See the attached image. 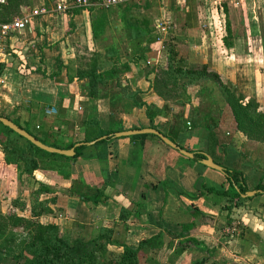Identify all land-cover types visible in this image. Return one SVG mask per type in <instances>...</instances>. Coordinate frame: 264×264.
Segmentation results:
<instances>
[{
  "label": "crops",
  "instance_id": "1",
  "mask_svg": "<svg viewBox=\"0 0 264 264\" xmlns=\"http://www.w3.org/2000/svg\"><path fill=\"white\" fill-rule=\"evenodd\" d=\"M58 1L69 0H18L6 15L0 13V24L40 5L50 11ZM171 1L157 0L159 13L170 19L172 15H182L184 25L188 17L192 18L186 24L187 33L192 32L191 38L188 34L185 36L194 42L193 61L207 64L222 81L236 87L245 99L253 98L259 109L264 110V0ZM117 4L99 6L113 11L104 32L96 37L91 33V12L87 7L31 16L23 29L0 34V116L47 143L81 139L83 123L90 119H96L105 128L113 124H121L126 129L147 127L143 108L135 109L129 101H117L120 98L117 93H112L115 99L111 97V101L89 96L87 83L91 81L84 73L92 65L86 69L79 63L83 58H96L101 62L97 73L113 70V75H120L126 71L121 61L126 53L116 45L122 36L113 35V39L105 34L110 25L121 22L114 13ZM149 6L145 1L140 4L135 0L139 10ZM143 18L150 21L148 15ZM157 20L150 21L151 33L157 31ZM195 22L202 27L200 33L191 28ZM195 31L197 35L193 39ZM154 44L149 46L146 55L155 62L158 52ZM136 68L135 65V86L143 85V91L152 73L140 77ZM107 81L124 84L123 78L116 80L115 76L101 80ZM187 117L184 112L185 124ZM164 120L167 118L156 115L152 122L167 132ZM228 123L232 131L216 130L221 133L220 138L222 132L229 135L222 154L216 144L209 145L205 131L199 127H181L174 134V143L209 155L222 168L239 170L247 190H259L251 186L264 183V145L246 140L234 131L231 117ZM13 137V133H7L0 126L1 139ZM133 147L131 138L121 136L98 148H86L82 158L69 162V178L42 168L33 170L34 178L23 174L17 177L16 172L9 177L0 175L1 193L10 195L15 188L29 185L31 188L24 200L28 207L29 192L40 181L51 192L40 194L39 199H54L47 202L51 212L38 217L40 223L67 229L75 223L83 224L89 233L106 227L113 230L114 239L130 247L157 237L152 242L155 245L145 244L146 249L138 252L145 264H190L201 258H207L206 264H264V191H256L251 196L240 194V204L234 205L232 199L230 207H225L229 196L210 197L211 192L207 190L227 189L223 173L202 165L199 160L181 163L180 156L172 154L163 142L154 138L143 140L141 154L133 155ZM98 149L102 151L97 152ZM215 182L221 185H213ZM88 185L102 189L106 197L102 203L93 204L68 193L73 186L83 193ZM232 221L237 223L239 233L225 234L224 227ZM185 224L192 227L182 233L181 226ZM188 237L196 242L188 241Z\"/></svg>",
  "mask_w": 264,
  "mask_h": 264
},
{
  "label": "trees",
  "instance_id": "2",
  "mask_svg": "<svg viewBox=\"0 0 264 264\" xmlns=\"http://www.w3.org/2000/svg\"><path fill=\"white\" fill-rule=\"evenodd\" d=\"M16 1L18 0H6L4 4H0V13L6 15ZM90 1L95 2L99 0ZM131 5L132 4H129L127 1L123 4H117L115 5L117 10H114V13L130 32V43L128 44L129 48L133 50L132 58L143 59L146 57V52L149 51V45L155 41L157 34L151 33V29L146 26V19L143 20V26H140V23L127 22L124 13L130 10ZM87 8L89 12H91V33L93 37H96L104 32L108 25L109 16L113 10L100 8L99 6H90ZM142 42L144 43L143 45H141ZM92 61L91 68L88 72L84 73L89 81L92 80L91 83L93 81L97 83L99 80L101 81L112 77L111 70L97 73L96 70L101 67V62L96 58H93ZM165 66V69L161 70V73L165 74L164 82L162 83L166 84L170 81L175 86V80L178 79V77H181L183 80L181 83L182 86L191 83L195 84L200 81L212 82L220 91L224 103L228 107L233 130L241 133L246 140L256 141L264 145V110L259 109L258 103L253 98L245 99L236 87L227 81H222L215 71L209 69L207 64L192 61L188 62L185 60V57L178 55L176 50L172 48H167ZM154 81L158 82L157 79ZM151 84H153V79H151ZM88 95L95 97L96 92H89ZM135 105L140 106L145 104L142 101H131V106L135 107ZM171 107L172 106L169 104L164 103L161 108H158L157 105L149 103L145 105L144 113L147 118V127L158 130L168 139L175 142L174 134L181 130V127L185 128L181 111L172 113L169 122L166 123L167 132H165L162 127L158 126L157 123L152 122L156 115L165 113L163 111H170ZM188 119L190 127H199L205 131L209 145L211 143L212 145L218 144L221 148H224L215 134L216 128L218 127L217 119H214L208 115V113H202L200 110L195 111L193 114L190 112L187 121ZM83 125L84 130L82 138L77 141L47 143L37 134L33 135L43 144L60 149H68L73 147L75 143L83 142L73 147V155L65 156L47 152L34 146L0 123V126L3 127L7 133L14 134L12 145H10L11 139L0 138V175L9 177L10 174H15L16 172L17 177L23 174L32 178L33 170L42 168L53 170L63 178H69V162L77 158H82L84 156L82 153L84 149L89 147L98 148L111 140L114 132L126 130L121 124H113L112 127L106 128L101 127L96 119L87 120ZM128 129L137 128L130 127ZM24 130L26 131L25 128ZM100 136L105 137L88 146L85 144V142L95 140ZM126 137L133 140L134 147L133 151H131L133 155L137 153L141 154L143 140L147 137L160 140L156 135L150 133L135 134ZM17 138L18 140H23V146L19 145V142L15 140ZM185 150L189 151L188 149ZM98 151L100 152L102 149H98L97 152ZM221 151L223 152L224 149H221ZM189 152H192L193 157L188 158L184 156L185 160L195 162L204 157V155L198 151ZM98 156L100 158V155ZM214 162L221 164L216 161ZM8 165H10L9 168L6 167ZM222 170L225 180L228 183L227 189L214 190L207 188V190L209 192L229 196L231 199H234L233 204L238 205L242 200L240 194L247 190L244 179L237 169L223 167ZM254 188L264 191V183H257L254 185ZM49 192H51L50 187L38 181L36 187L32 188L29 192L28 207L25 204L23 205L25 208L27 207V215L22 216L16 213L4 214L0 211V264H2L1 260L7 256L11 258L12 264H139L138 252L142 249H146V246H144L145 244L147 247L155 245L152 242H154L157 237L141 240L136 247L127 246L114 239L113 230L106 227H100L95 236L84 240L79 233L74 232L71 228H63L52 223H40L38 217L41 214L51 212L47 202L54 201V199H39V195ZM68 193L78 196L81 200L91 201L93 204L102 203L106 198L102 195V189L97 186L92 187L88 185L86 191L83 193L72 187L68 189ZM230 205L231 204L226 205L225 207H230ZM181 227L184 231L182 233H186L192 225L185 224ZM15 228L21 229L24 236L17 243L15 242ZM187 240L192 243L196 242L191 237H188ZM109 246H113V248H109ZM206 262L207 258H201L190 264H206Z\"/></svg>",
  "mask_w": 264,
  "mask_h": 264
},
{
  "label": "rangeland",
  "instance_id": "3",
  "mask_svg": "<svg viewBox=\"0 0 264 264\" xmlns=\"http://www.w3.org/2000/svg\"><path fill=\"white\" fill-rule=\"evenodd\" d=\"M126 1L129 4H132L130 10L127 11L126 13H124L127 22L137 23V24L140 23L139 25L143 26L142 23H144L143 20H145V18H143V17L147 16V15L150 17V21L153 20L154 18H157L159 20V21L157 20L158 23H160V22L163 23V21H166L165 22L166 26H167V22L170 21V23H169L170 27L165 28L164 31L158 30V31L152 33V34H158L159 35V39L155 40L153 42V44L155 43L154 44V48H155L154 50H156L158 52L157 53V60L154 62V61L150 60L149 58H147V55L143 59L132 58L133 57V55H132L133 50L131 48H129V44H128V43H130V40H129L130 32L127 30V28L123 24V22L116 23L117 25L112 24L108 27L105 34L108 35L109 37H112L113 39H115L114 38L115 36H122L121 40L116 37L118 39L116 45L118 47L120 45V47H119L120 50L123 53H126V55H124L125 58H123L121 61L123 62L124 67H127V69H126V71H122L121 73H119L120 75H118V73H117V75L116 74L113 75V70H111V73H112L111 76L112 77L115 76L116 80L119 77H120V79L123 78L124 84L121 85L118 82L119 83V85H118L117 81L113 84L112 81L101 82L99 80V85H98V83H96V81H93L92 83L91 82L87 83V87L89 86L87 89V93L95 91L96 92L95 97H97V98L98 97H104V98L106 97V98H108L109 101H111L113 98L112 93H117L116 96L120 97L117 101H129L130 103H131V101H146V100L147 101H158V103L149 102V103L157 105L158 108H161V106L164 103H167L172 107H171L170 111H163L165 113H162L160 115L162 117L167 118V120H164L165 121L164 123L169 122L170 117L172 116V113H176V112L181 111L182 115L184 112H187V114L189 115L190 112L193 114L195 111L200 110V111H202V113H208V115H210L214 119L218 120V126L220 124L221 125H220V127H217L218 129L216 128V130L220 131L222 129L225 133H226V131L227 132L232 131V125H231V123H228V121L230 119V113H229L228 107L224 103V100L221 96L220 91L212 82L200 81V82L195 83V84L191 83V84L182 86L181 83L183 80L181 77H178V79L175 80V86L170 81H168L166 84L162 83V82H164L165 74L161 73V70H164L166 67L165 65H166L167 48H172V49L176 50L177 54L185 57V60L188 62L189 61L196 62V61H193V59L195 58L194 56L196 54V53L194 54V48H193L194 42L193 41L189 42V39L186 38V36H185L188 34L187 29L189 28V27H187L186 24L189 23L192 18L188 17L186 22H185V25H184L183 24L184 20H183L182 15L176 14V17L174 15L171 16L172 17L171 18L172 22H171V19L169 17L163 18V14L159 13L160 10L157 7V5H158L157 0H156V2H155V0H151V1L150 0H138L140 2V4L143 1H145V3H148V5H150L149 9H146V10L137 9V7H135V0H126ZM183 1H185V0H183ZM183 1L180 0V3H182ZM170 2H172V1L170 0ZM114 10H117V8L115 7ZM150 21H147L146 26L149 29H152V22H150ZM192 21H195V17L193 18ZM191 28L197 29L198 33H200L201 32L200 30L202 29V27H200V24L196 23V22H195V25L192 26ZM197 31L193 32V33H195V36L192 37L193 39H195V37L197 35L196 34ZM190 33H192V32H189V34ZM189 34H188V36H189ZM113 35H115V36H113ZM189 37L191 38V36H189ZM184 40H186V41H184ZM147 47H148V45H147ZM198 51H200V48ZM92 62L93 61L91 58H83V59H80V61H79V63L83 64L86 67V69L90 65H92ZM135 65L137 67L136 71L139 73L140 77L144 73H148V72H150V74L152 73L148 84H145L146 89L143 91H141L143 88V85L139 84L138 86H135ZM82 68H84V67L82 66ZM127 71L132 75H130L129 73H125ZM98 73H101V72H98ZM124 74H127V77H124ZM161 78H163V79H161ZM151 79H153V84H151ZM155 79H157L158 82L154 81ZM113 99H115V97ZM142 99H145V100H142ZM143 103L145 105L149 104L146 102H143ZM145 105H140V106L135 105V107H133V108H135V109L136 108H140V109L143 108V113H144ZM224 111H225V113H224ZM130 119L127 121H131ZM132 119L135 122V115L132 117ZM183 123L185 124V119H184ZM185 125H186V127H190L189 119ZM27 130H29V128H27ZM219 131H217L215 134H216V137L220 139V142L223 144L224 148H221V146H219L218 144L216 146H218L219 152L221 153L222 152L221 149H225V146L228 143L229 135L222 132V136L220 138L219 136L221 135V133H219ZM13 140L14 139L10 140V145H12ZM15 140L19 142V145H21V146L24 145V142H21L20 140H18V138ZM167 148H169V150L171 151L172 154L178 155L177 157H179V156L181 157L180 158L181 163H184V161H186L185 157L183 155H181L176 149H173L170 147H167ZM188 161H189V163L191 162L190 160H188ZM234 166L236 167V165H234ZM205 177H207V176L205 175ZM222 177H223V175H222ZM32 178H34V176ZM250 181H251V178H249L248 182H250ZM212 184L213 185H216V184L221 185L218 182H215ZM252 187H254V186H251V189H252ZM30 188L31 187H29V185H27L26 187L23 186L22 189L21 188H19V189L15 188L12 191V193H10V195H5V196L1 193L2 191L0 190V211H2L4 214L16 213L17 215H22V216L27 215V208H25L23 205L25 204L24 200H26L27 193H28V190ZM209 195H210V197L213 195H218V197L224 198V196H221L220 194H216L214 192H211V194H209ZM243 198H245V197H243ZM225 201H226V203L229 204L232 201V199L230 197H228ZM226 203H224V205ZM228 204H226V205H228ZM221 220H223V219H221ZM75 224L76 225H72L71 229H73L74 232L79 233L80 236L84 240L95 236L96 233L92 232V231H91V233H89L90 231L87 229H84L83 224H77V223H75ZM219 224H220V222H219ZM14 233L16 235V239H15L16 243L19 242L24 237L21 229H19V228H15ZM237 233H239V228H237L235 234H237ZM139 262H140V264H145V262H143L142 259H139ZM1 263L2 264H12V260H11V258H9L7 256L1 260ZM146 264H150V263H146ZM151 264H153V263H151Z\"/></svg>",
  "mask_w": 264,
  "mask_h": 264
},
{
  "label": "water",
  "instance_id": "4",
  "mask_svg": "<svg viewBox=\"0 0 264 264\" xmlns=\"http://www.w3.org/2000/svg\"><path fill=\"white\" fill-rule=\"evenodd\" d=\"M0 123L2 125L6 126L8 129H10L15 134L21 136L22 138H24L25 140H27L28 142L33 144L34 146H36V147H38L44 151H47V152H53V153L62 154L65 156H71L74 153L73 147L75 145H79V144L83 143V142L76 143V144H74L73 147L68 148V149H60V148H56V147H52V146L43 144L42 142L37 140L33 135L29 134L23 128L19 127L18 125H16L15 123H13L12 121L8 120L5 117L0 116ZM142 133H150V134L156 135L165 145H167L170 148L176 149L183 156H186L188 158H192V156H193L192 152H189L183 148L178 147L173 141H171L166 136L161 134L158 130L153 129V128H149V127L137 128V129H126V130H122V131H117V132H114L112 134V137L129 136V135L142 134ZM104 137L105 136H100L95 140L85 142V144H93L97 140L102 139ZM203 155H204V157L202 159H199V163H201L202 165H204L206 167L212 168L216 171L223 173L222 167L219 164L213 162V160L211 159V157L209 155H207V154H203ZM256 191L261 192V190H247V191H244L243 193H241V196H251Z\"/></svg>",
  "mask_w": 264,
  "mask_h": 264
},
{
  "label": "built area",
  "instance_id": "5",
  "mask_svg": "<svg viewBox=\"0 0 264 264\" xmlns=\"http://www.w3.org/2000/svg\"><path fill=\"white\" fill-rule=\"evenodd\" d=\"M6 0H0V4H4ZM124 0H99L92 2L90 0H69L65 2L58 1L55 3L54 7L52 10H48L45 6L40 5L36 8H33L30 10V12L22 15L19 18H13L8 22H4L0 24V34L4 35L8 33L9 31L12 30H21L25 27V25L28 24L29 18L31 16L35 15H43L47 12H56V13H67L70 9L72 8H86L90 6H100V7H107L109 5H114L117 3H121ZM180 1V0H176ZM166 21L156 23V29L158 30H165V28L170 27L169 23L170 21L167 22V26L165 25ZM159 37L156 36V40H158ZM188 124V123H187ZM237 223L231 222L227 226L224 227V232L225 234H231L235 233L237 230Z\"/></svg>",
  "mask_w": 264,
  "mask_h": 264
}]
</instances>
